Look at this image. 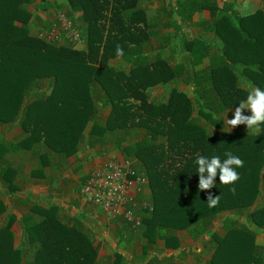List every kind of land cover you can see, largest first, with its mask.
Returning a JSON list of instances; mask_svg holds the SVG:
<instances>
[{"label":"trees","instance_id":"16d2710c","mask_svg":"<svg viewBox=\"0 0 264 264\" xmlns=\"http://www.w3.org/2000/svg\"><path fill=\"white\" fill-rule=\"evenodd\" d=\"M33 1L0 0V126H17L22 134L16 141H0L4 193L16 188L17 168L5 156L13 148L36 158L32 170L39 175L46 165L64 169L80 143L108 145L147 178V205L139 204L141 195L136 198L140 225L126 226L143 250L157 237L173 247V231L188 230L193 236L209 233L205 264H260L264 247L253 238L264 230V123L258 136L246 124L230 131L211 128L222 127L223 114L246 100L250 89H264V6L240 15L224 0L220 5L176 0L179 21L197 15L199 30L181 39L183 60L169 64L161 48L150 46L153 32L138 0H61L64 9L58 12L69 27L59 29V40L32 33L29 22L37 16L28 5ZM39 2L34 9L52 5ZM37 20L43 32L58 25L57 18L52 24ZM69 28L78 42L66 36ZM166 82L172 85L165 98L148 97L149 87ZM178 83L189 87L190 96ZM226 152L244 162L236 168L239 179L222 184L218 174L215 186L199 190L196 158L216 155L223 161ZM86 177L78 179V189ZM209 193L219 195L217 205L209 206ZM4 203L0 197V264H105L96 259L99 245L82 212L65 213L60 204L25 198L14 244L9 226L15 216L5 212ZM222 211L243 218L226 217L221 234L209 232ZM158 262L151 257L146 263ZM112 264L127 263L115 253Z\"/></svg>","mask_w":264,"mask_h":264},{"label":"crops","instance_id":"0c3cea01","mask_svg":"<svg viewBox=\"0 0 264 264\" xmlns=\"http://www.w3.org/2000/svg\"><path fill=\"white\" fill-rule=\"evenodd\" d=\"M138 1L140 3V6L143 8L144 16L146 18L147 23L150 24V31L153 32V34L149 37L150 46L152 47L156 46V48H161V50L166 47L176 48V44L181 42L182 38H189V37L192 38L194 37V33L198 32L199 30L197 27L194 26V20L197 19V15L195 16L193 15L191 17V20H186L185 22L179 21L177 16H179L180 13H182V10L180 9L175 10L173 8L176 0H138ZM224 1L230 2V3L232 2L233 3L232 7L235 10H237V12L240 15H245V14L253 12L261 4L264 6V0L263 1L262 0H224ZM217 4L220 5L221 1L217 0ZM52 8L53 7H51V9ZM48 11L49 10H46L45 12H48ZM183 24L186 26L185 29H183ZM194 27H195V30H194ZM153 38L155 41L153 40ZM156 42H159V44L155 45L154 43ZM180 44H182V42ZM180 49H181V53L177 58L178 61L175 60L172 63L168 62L169 64L179 63L186 56V54L183 52V49L182 48ZM203 63H206L205 59L203 60L202 64ZM178 84L183 85L181 83H178ZM184 86H187V85H184ZM189 92H190V89H189ZM1 127L3 128L4 131L7 129H12V128L20 129L17 126H9V127L1 126ZM86 130H87V126L84 131L86 132ZM4 131H2L1 134ZM20 131L18 133L16 132L15 135H13L14 139L17 140L18 138L21 137L22 134ZM16 140L8 139L5 141H16ZM83 147L84 145L80 143L75 153L66 158L67 164L64 169H59L60 172H55L57 171L56 169L52 170L46 165L42 168V171L40 172L41 174L38 175L36 172L34 173L32 169L34 167H37V160L35 157L30 155L29 157V168H30L29 172L30 173H28L27 175L25 174V176L23 177L24 166L23 167L21 166L23 164L22 163L20 165V169L19 168L16 169V174L12 180V183L16 186V189H19L20 186L14 183L13 181H17V182L23 181L25 186H30V187L41 186L42 188L44 187L46 190V189L51 188L50 181L52 182V186H54V184H56L55 181H59V179L62 181H65L66 177H63V175H65V173L68 172L66 168L68 169L70 168V161H69L70 157H74L75 155V157L81 158L80 157L81 149L83 150L84 148L85 150L89 149V148H86V147L83 148ZM108 150H109L108 145L102 146V147L95 146L92 148V152H90L92 154L90 155L92 156L96 155L97 156L96 159H98L97 160L98 162L107 157H110V154H109L110 152L104 153V151H108ZM99 151H101L103 154L98 155L99 153H101ZM119 155H120L119 153L116 154V156H119ZM5 156H7V154ZM94 158L95 156H93L92 159L90 158L89 159L94 161ZM7 160H8V156H7ZM90 164H91L90 161L87 162V168L84 169L83 171L84 174L87 173L94 166L93 164L95 163L92 164L93 166L92 165L90 166ZM76 172L77 170L75 172L70 173L69 178L71 179L70 180L71 182L76 183L78 181V177L80 176L79 175L80 173L75 174ZM0 188L3 190L1 185H0ZM56 191L58 192L57 189ZM33 193H35V191ZM70 193H71L70 195H72L73 192H70ZM148 193H149V189L147 187V189L144 190V193L140 196V198H143L145 194H148ZM33 195L32 194L30 196H26V194L16 195L15 200H16V203L19 204V208L21 207L23 209V205L20 204L21 200H24L25 198L33 200L31 199ZM60 195H62L61 199L67 204L68 199L66 200L64 196L69 195V193L65 194V192H63ZM10 197L13 198V195H11ZM72 200H74L75 202L77 201L76 207H78V210L75 212H82V217H83V221L85 222V225L91 229L94 235V238H95V242L98 243L99 245L96 259L98 261H102L105 264H112L113 254L115 253L122 255L123 260L127 264H147L146 262L151 257L152 258L155 257L157 258V260H159L157 264H205L206 260L209 258V255L211 252V247L209 246L210 243L207 241L209 233H200L197 236H193V234H190L188 230H174L173 234L176 240L174 244L175 246L173 247L164 246L163 239L161 237H157L154 243L149 244L145 248V250H143L141 248L139 239L136 237H133V238L129 237L130 231L129 229H127V227L130 229H135L138 225H140V217H139V223L135 225L134 227H131L130 225H128V223L126 225L125 221L119 218L113 219L114 222H108L103 216L104 214L102 213L101 210L98 209V207L94 206L93 204H89V203L82 201L79 195V189L77 191L76 198H72V199L70 198V202ZM40 204L47 205L44 203H40ZM223 213L228 214V216L231 219L235 218V216L233 217L231 214H229L228 211H222L218 213L217 215L223 214ZM137 215L140 216L139 214ZM235 219L238 221L241 219V217L237 216V218ZM249 226L251 228H254L252 224ZM109 228H110V232L108 231ZM18 229H19V225H18ZM119 229L125 232V236L121 237L123 239H121L119 237V234L117 233L119 232ZM207 229L209 230V232L216 231L220 234L223 232L222 231L223 228L215 229L213 227H210V225L208 226ZM262 231L264 230H260L254 235L253 241H254V244L264 247V238H261V236H264V234H262L263 233ZM114 241H117V242L122 241L121 243L122 247L125 246L127 249L121 250L122 247H120L119 245L117 249L114 250L115 248L112 247L114 246ZM14 244H17V243H14ZM129 246H132L134 250L129 252L128 251ZM194 250L198 252H194ZM199 251L202 252L201 254H203L200 257H198L200 253ZM169 258L171 259L170 263L167 261ZM195 258L197 259L198 263H196ZM260 264H264V259L261 260Z\"/></svg>","mask_w":264,"mask_h":264},{"label":"rangeland","instance_id":"374dc122","mask_svg":"<svg viewBox=\"0 0 264 264\" xmlns=\"http://www.w3.org/2000/svg\"><path fill=\"white\" fill-rule=\"evenodd\" d=\"M51 1H52V5H50L47 8V10H49L48 12H45V10L43 11L41 9H34V5L40 3L39 0H34L32 3H30L28 5L29 11H31L32 14L35 13L36 16H37L36 18H34V17L31 18V20L29 22V26H30V29H31L32 33L38 34V35L44 34V32H43L44 31L43 30L44 27L39 26V24L37 23V21H38L37 18L38 17H39L40 20L42 19V20H44V22L51 23V24L54 22V20H56V18L60 19L59 15L61 13H59L58 11H63V9H64L63 4H62L61 0H51ZM51 7H53V8L51 9ZM57 13H59V14H57ZM75 22H77V21H75ZM57 23H58L57 26H53L54 24H52V27H57V29L62 28V25H63L62 22L61 21L60 22L57 21ZM185 28H186V26L183 24V29H185ZM41 30H43V31H41ZM194 30H195V27H194ZM40 32H43V33H40ZM45 38H47L46 35H45ZM55 39H58V37H55ZM153 40H154V38H153ZM180 43L181 42H179L177 44L174 43V44H176V48H170V47L167 48L166 47V48L162 49V51H161L162 56L166 59L167 62L172 63L175 60H177L178 56L181 53V49H180L181 48V44ZM154 44L155 45L159 44V42H156ZM74 46L80 47L78 44H74ZM115 62H116L115 59H110L109 60L110 64H114L115 65L116 64ZM198 66H201V64L198 65ZM171 85H172L171 82H166V83H161V84H157V85L149 87L147 89L148 97L150 99H152V98L155 99L156 98L158 100L165 98L166 93L169 91V88L171 87ZM178 88H179V90L183 91L186 95L190 96L189 88L187 86L178 84ZM237 107H239V106H237ZM235 108L236 107L228 109L223 114V116L226 115L227 119L233 118L234 117ZM248 109L249 108L243 109V114H245L248 111ZM222 122H223L222 127H213V128H211V130L213 132H221V131H230V130H232L234 128L232 126H227L225 124V120L223 118H222ZM241 125H244V124H241ZM227 127L230 130H227ZM2 131H4V130L0 126V139H1L0 141L8 140V139L16 140V139L13 138L14 137L13 135H15L16 132L18 133L20 131V129H14V128L7 129L1 134ZM108 148H109V150L108 151H104V153L110 152L109 154H110L111 158H113V156L117 157L116 154L119 153L118 150H114L111 146H108ZM90 152H92V148H89L87 150H85V148H84V150L81 149V152H80V157L81 158L75 157V155H74V157H70V159H69L70 168L69 169L66 168L68 172H66L65 175H63V177H66L65 181H62V180L59 179V181H55L56 184H54V186H52V182L50 181L51 188H49V189L45 190V188L44 187L42 188L41 186H39V187L25 186L23 181H21V182L20 181H18V182L17 181H13L14 183L18 184L20 186V188L19 189L15 188L14 192L12 194H10V195H8L7 193H4V190H2L0 188V197H2V199L5 202L4 203L5 207H6L5 212H10V213L14 214V216H15V220L12 221V223L9 226L10 230L12 231V234H13V242L14 243H17L19 241V239H20V233H19L20 230L18 229L17 218H18V216L20 214L19 211L22 210L21 207L19 208V204L16 203V200H15L16 199V195H18V194H23V195L26 194V196H30L31 194L32 195L34 194L35 196L33 195L31 199H33L35 201H38L40 203H44V204H51V203L60 204V205H62V208H63L62 211L65 212V213L66 212L69 213V212H72V211H77L78 207H76L74 205V203H72V201L70 202V198L71 199L72 198H76V194H77V191H78L77 182L76 183L71 182L70 181L71 179L69 178V175H70V173L75 172L77 170V172L75 174L80 173L79 174L80 176L78 177V179L80 180L81 176L86 174V173L84 174L83 171H84V169L87 168V162H89V161L91 162L90 166L93 163H95V165L99 163V161L97 162L98 159H96L97 158L96 155H93V156H95L94 161L90 160L93 157L92 155H90V154H92ZM99 152H101V151H99ZM6 154L8 156V161L13 166H15L16 168L20 169V165L23 163L21 165L22 167L24 166V168H23V171H24L23 177L25 176V174L27 175L28 173H30L29 172L30 171V168H29L30 153L28 151H25V152H24V150H19L18 151L17 148H15V149L13 148L11 151H8ZM101 154H103V153L101 152L98 155H101ZM119 156H121V155H119ZM59 169H56L57 171H55V172H60ZM56 189L58 190V192L56 191ZM34 191H35V193H33ZM63 192H65V194L69 193V195L64 196L66 198V200L68 199V203L67 204L61 199L62 195H60V194L63 193ZM70 192H73L72 195H70L71 194ZM57 194H59V195H57ZM11 195H13V198L10 197ZM98 209L100 210V208H98ZM135 213L137 214L136 211H135ZM229 214H231L233 217L235 216V218H237V216H238V213H235V212H229ZM103 216L105 217V219L108 222H114L113 219L111 220V219H108V217H106L105 215H103ZM226 217L229 218L228 214H224V213L215 216L214 220H213V223L210 224V227H213L215 229L221 228L222 227L221 224H223L224 220H226ZM0 218H1V216H0ZM235 218H233V219H235ZM241 218H243V216H241ZM82 219H83V217H82ZM222 228H224V227H222ZM108 231L110 232V228H109ZM262 232H263L262 234H264V231H262ZM117 233L119 234L120 238L125 236V232L123 230L119 229V232H117ZM261 238H264V236H261ZM121 239H123V238H121ZM121 243H122V241H120V242L114 241V246H112L113 248H115L114 250H116L119 245H120V247H122ZM125 249H127V248L125 246H123L121 250H125ZM133 250H134L133 247L129 246V250L128 251L131 252ZM194 252H198V251L194 250ZM201 253L202 252L199 253L198 257L203 255ZM196 254H198V253H196ZM195 261H196V263H198L196 258H195Z\"/></svg>","mask_w":264,"mask_h":264},{"label":"built area","instance_id":"2783aa9c","mask_svg":"<svg viewBox=\"0 0 264 264\" xmlns=\"http://www.w3.org/2000/svg\"><path fill=\"white\" fill-rule=\"evenodd\" d=\"M59 14V13H58ZM62 30H67L69 22L62 14L59 15ZM61 24V23H60ZM59 29L53 27L45 31L47 39L59 36ZM66 36L72 42H78L79 36L75 31L68 30ZM147 189V178L142 172H137L132 161L121 156L107 157L87 172V177L80 183L79 195L83 202L100 208L108 219H122L131 227L139 223V216L135 213L138 206L137 196ZM147 205L142 198L139 203Z\"/></svg>","mask_w":264,"mask_h":264},{"label":"clouds","instance_id":"9594fccd","mask_svg":"<svg viewBox=\"0 0 264 264\" xmlns=\"http://www.w3.org/2000/svg\"><path fill=\"white\" fill-rule=\"evenodd\" d=\"M117 56L123 55L122 48L118 45ZM249 108L251 115H244L243 109ZM227 126L236 127L241 124H246L248 131L251 130L260 135V125L264 123V89L253 87L248 91L247 99L239 103V107L235 108L234 117L227 119L226 115L222 116ZM227 130H230L227 127ZM227 157L221 161L219 156H212L210 159L199 155L196 158L198 165L197 172L199 174L198 189L209 190L216 184V177L219 174V181L222 184H233L239 179V173L236 168L243 167V160L231 152H226ZM234 192L235 189L233 188ZM219 195L213 196L211 193L207 196L206 201L210 207L219 203Z\"/></svg>","mask_w":264,"mask_h":264}]
</instances>
